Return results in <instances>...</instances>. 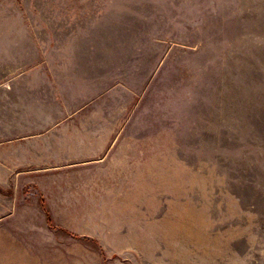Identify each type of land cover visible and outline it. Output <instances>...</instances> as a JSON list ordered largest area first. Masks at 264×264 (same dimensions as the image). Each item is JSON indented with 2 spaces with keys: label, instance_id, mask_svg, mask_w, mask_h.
<instances>
[{
  "label": "rangeland",
  "instance_id": "rangeland-1",
  "mask_svg": "<svg viewBox=\"0 0 264 264\" xmlns=\"http://www.w3.org/2000/svg\"><path fill=\"white\" fill-rule=\"evenodd\" d=\"M1 34L0 264H264V0H0Z\"/></svg>",
  "mask_w": 264,
  "mask_h": 264
},
{
  "label": "crops",
  "instance_id": "crops-1",
  "mask_svg": "<svg viewBox=\"0 0 264 264\" xmlns=\"http://www.w3.org/2000/svg\"><path fill=\"white\" fill-rule=\"evenodd\" d=\"M4 35V34H3ZM22 46H23V43H22V39L20 38H17V37H2V34L0 36V57H2L3 61H6V58L9 57L13 59L14 57V61H13V65L15 69H17V67H22V61H21V57L23 56V49H22ZM32 57V56H31ZM31 74L33 73L30 72ZM22 74V75H21ZM20 75L16 74V75H13L10 80L8 81L9 82V86L5 85L6 84V80L3 81L1 84H0V109H2L3 107H6L7 105H9L11 107V104L13 103V96L12 94H16L17 95V98H16V106L17 104H20L18 102V97L21 98V86L24 85V87L28 88V87H31L33 86V84L31 83L29 85V81L28 79H26V76L27 73L24 72V73H21ZM37 83H35V86ZM14 92V93H13ZM27 116V114H26ZM3 119V118H2ZM0 119V126H9V130L10 132L13 131L14 129H16V127L18 126H22L24 125V123L19 120L20 122L18 123V121L14 122L11 118L9 120H6L7 118H5L4 120ZM22 119V118H21ZM26 120H29V124L33 125L31 127H34V126H43L45 127L46 125H48L50 122L46 119H42V123L39 121L40 119H29L27 118ZM48 123V124H47ZM26 124H28L26 122ZM51 124V123H50ZM43 136L45 137L44 138V142L43 144H34L32 145L33 146V154L34 156H43V157H49L51 155L54 154L55 152V144H54V138L51 136H48V134H44L42 133ZM38 136V135H37ZM3 141V140H2ZM1 141V142H2ZM3 142H11V140H4ZM83 142L85 143V140H83ZM4 144V143H3ZM16 147L15 150H14V154L20 156L22 154V150H23V147L21 148L20 146L21 145H13V141L11 143V145H9V148L12 149L13 147ZM18 146V147H17ZM7 147V146H6ZM5 147V148H6ZM9 151L8 149H6V152ZM11 152V151H9ZM6 158L10 157L7 155H5ZM6 158H2L4 159L3 160V164L6 165L7 167L6 170H0V172H6V173H9L10 171L8 170V166H9V163H8V159ZM11 165H13V162H11ZM15 172V171H14Z\"/></svg>",
  "mask_w": 264,
  "mask_h": 264
}]
</instances>
